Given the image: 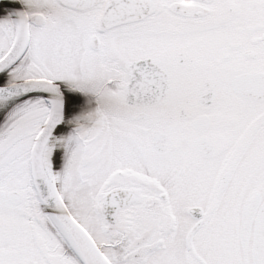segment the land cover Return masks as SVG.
Listing matches in <instances>:
<instances>
[{"label":"snow or ice","instance_id":"1","mask_svg":"<svg viewBox=\"0 0 264 264\" xmlns=\"http://www.w3.org/2000/svg\"><path fill=\"white\" fill-rule=\"evenodd\" d=\"M0 264H264V0H0Z\"/></svg>","mask_w":264,"mask_h":264}]
</instances>
